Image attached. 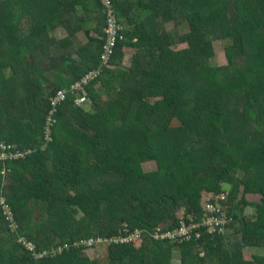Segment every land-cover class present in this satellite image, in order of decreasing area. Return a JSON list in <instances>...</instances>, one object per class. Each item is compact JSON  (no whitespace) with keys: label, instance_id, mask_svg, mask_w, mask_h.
Listing matches in <instances>:
<instances>
[{"label":"trees","instance_id":"trees-1","mask_svg":"<svg viewBox=\"0 0 264 264\" xmlns=\"http://www.w3.org/2000/svg\"><path fill=\"white\" fill-rule=\"evenodd\" d=\"M111 2L123 38L102 67L100 0H0V143L30 150L0 164L15 225L0 211V264H264V0ZM54 28L66 36L48 38ZM206 31L226 42L225 64H210ZM93 69L85 99L67 92L51 111L49 97ZM223 192L224 233L106 243L101 261L76 245L198 220L202 194Z\"/></svg>","mask_w":264,"mask_h":264},{"label":"built area","instance_id":"built-area-1","mask_svg":"<svg viewBox=\"0 0 264 264\" xmlns=\"http://www.w3.org/2000/svg\"><path fill=\"white\" fill-rule=\"evenodd\" d=\"M100 3L103 5L104 10L102 14L105 17V27H104V42L101 45V50L98 54L99 64L103 67L108 64L109 57L112 54L115 44L117 40L123 38L120 34L122 31L121 25L118 23L116 18L115 10L112 6L111 0H100ZM97 69L89 70L85 72L77 81H74L69 85L68 88H59L55 91L54 95L49 97V105L51 106V111L55 108V106L61 102L67 92L75 93L76 99L74 102L78 104L82 102L85 98V89L84 85L92 79L96 73ZM50 111V112H51ZM46 123H50V116H47ZM50 125V124H49ZM49 126H45L42 138L44 143L50 140L49 134ZM29 149L18 150L14 145L0 143V164H4L16 159H22L25 155L29 154ZM7 168L2 167L0 169V175L4 176ZM226 193L219 194H207V198L205 201L201 203V207L204 210V213L198 220H194V218L188 217L185 220L181 219L178 221L176 227L172 229L157 231L154 230L150 234H144L140 230H132L128 231L126 227H122L118 230L117 234H113L110 236H94V237H86L78 242L76 245H81L85 247H92L93 245H97L99 243H119V244H132L135 247H138L141 242H143L144 237H148L154 241L166 242L168 244H181L182 242L190 240L193 236L195 238L198 237L197 233H194V230L197 228H204L206 233H224L225 231V223L228 220L225 216V207L221 205L220 202H224ZM0 211L4 216L5 220L8 222L9 229L15 228L13 224V214L10 211V208L3 196H0ZM16 241L23 245L28 250H31L32 246L25 242L21 237L16 238ZM62 247H58L55 252L59 253ZM46 252H42L41 254H36L34 257H40L45 255ZM47 255V254H46Z\"/></svg>","mask_w":264,"mask_h":264},{"label":"rangeland","instance_id":"rangeland-1","mask_svg":"<svg viewBox=\"0 0 264 264\" xmlns=\"http://www.w3.org/2000/svg\"><path fill=\"white\" fill-rule=\"evenodd\" d=\"M93 24L91 23H87L84 28H86L87 30H90L92 28ZM174 25L173 24H168L166 25V29L168 31H171V32H174ZM83 29V28H82ZM186 27L185 25H182L180 26L179 28L175 29V34L177 35H181L183 33L186 32ZM56 36H62L63 33L61 30L56 29ZM92 36H94V33H91ZM207 38H209L212 43H213V49H214V54L210 57L209 61H210V64L211 65H223L226 63V59H225V56H224V48H225V45H226V42L225 41H221V39H214L212 36H210L209 32L206 31V35H205ZM81 39H84V36L82 34L81 36ZM79 41V40H78ZM185 43H178L175 47L179 48V47H182L184 46ZM125 52H129V50L125 49ZM126 57L128 58V54L126 55ZM126 57H123L125 58V60H127ZM101 96L105 97V90L103 89V91H101ZM82 107L83 106H86L84 105L83 103L81 104ZM142 167L144 170H148V169H152L153 168V165L150 163V162H144L142 163ZM235 174L237 176H240L241 173L239 171H234ZM225 190L224 191H227L228 188H224ZM246 198V200L250 203H256V202H259V196L258 195H245L244 196ZM207 198V194H202L201 196V203L203 201H205ZM176 216L180 217L181 216V211L177 210V213H176ZM104 245H106V243H99L97 245H93L92 247H85L84 248V253L87 254L89 257H95L98 259V261H101V259H103L104 257V248L103 247ZM262 254V250L260 249H255V248H244L242 249V257L244 259H248L251 255H255V254ZM173 264V263H172ZM177 264V262L175 263Z\"/></svg>","mask_w":264,"mask_h":264},{"label":"crops","instance_id":"crops-1","mask_svg":"<svg viewBox=\"0 0 264 264\" xmlns=\"http://www.w3.org/2000/svg\"><path fill=\"white\" fill-rule=\"evenodd\" d=\"M89 23H91V24H93L92 22H89ZM56 29L57 28H54L53 30H49L48 31V35H47V37L48 38H53V39H56V38H61V37H63V36H66V33L64 32V31H62L61 29H59V30H61L62 31V33H63V35L62 36H56ZM82 30H87L86 28H84L83 27V29ZM82 31H80V32H78V33H76V39H77V41H78V43H84L85 42V36H84V39H81V36H82V33H81ZM75 44H77L76 42H75ZM125 49H127V50H129V48H127V47H124V51H125ZM45 92H46V90H45ZM205 195V194H204ZM249 213H250V211H249ZM177 262V260L175 259L174 261H173V264H175Z\"/></svg>","mask_w":264,"mask_h":264}]
</instances>
